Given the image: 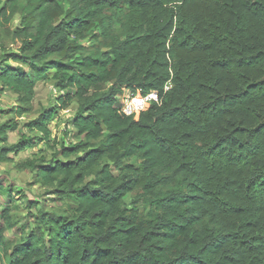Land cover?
<instances>
[{"label":"trees","instance_id":"1","mask_svg":"<svg viewBox=\"0 0 264 264\" xmlns=\"http://www.w3.org/2000/svg\"><path fill=\"white\" fill-rule=\"evenodd\" d=\"M0 28L14 113L49 79L62 95L30 128L76 102L83 137L65 161L19 165L65 207L9 264H264V0H0ZM122 86L160 102L135 120L115 106ZM14 126L0 125L1 162L32 144L6 145Z\"/></svg>","mask_w":264,"mask_h":264},{"label":"rangeland","instance_id":"2","mask_svg":"<svg viewBox=\"0 0 264 264\" xmlns=\"http://www.w3.org/2000/svg\"><path fill=\"white\" fill-rule=\"evenodd\" d=\"M60 4L67 8L69 0H59ZM20 22V15L17 14L10 23L11 29H15ZM114 31L119 33V27L114 24ZM87 49L98 48L107 50L106 42H97L90 36L80 41ZM15 43L7 37L0 28V65L15 67L13 60ZM125 89V91H123ZM132 93L130 89L122 86L120 93L116 95V108L119 110L122 94ZM59 95H62L49 79L40 80L34 88L33 110L30 113L18 117L14 108L18 104L17 96L6 90L0 94V125L4 123L14 124V128H8L6 145L16 144L21 140L28 139L32 142L25 150L7 154L8 161H0V211H5L7 216L4 220L0 216V224L4 225L3 241L0 243V260L9 264L14 249L24 243H29V236H38V230L43 228L45 219H58L64 207H60L47 194V189L35 182L34 173L31 169L20 170L19 165L26 159H44L50 163L53 159L66 160L60 154V150L68 145L78 143L83 139L77 135L72 122L77 112V103L73 102L68 108L55 110L52 117L46 122L47 133H41L31 129L30 124L40 117L44 112L53 110ZM139 115H134L137 120ZM9 192V193H8ZM8 193V194H7ZM134 193L126 198L128 208L134 203ZM44 220V221H43ZM46 233L44 236L46 237Z\"/></svg>","mask_w":264,"mask_h":264},{"label":"built area","instance_id":"3","mask_svg":"<svg viewBox=\"0 0 264 264\" xmlns=\"http://www.w3.org/2000/svg\"><path fill=\"white\" fill-rule=\"evenodd\" d=\"M169 88V84L164 86V91ZM125 91V89H123ZM121 105L119 112L126 116L139 115L142 111L146 110L152 103H159L160 97L157 91H142L140 89L135 92L122 94V99H119Z\"/></svg>","mask_w":264,"mask_h":264}]
</instances>
